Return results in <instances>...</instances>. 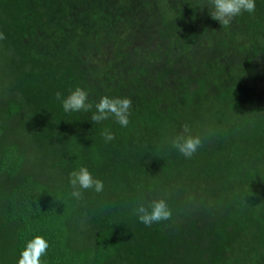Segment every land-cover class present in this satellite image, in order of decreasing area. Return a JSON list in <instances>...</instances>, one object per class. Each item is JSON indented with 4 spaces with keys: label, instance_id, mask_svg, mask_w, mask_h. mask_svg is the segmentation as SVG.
Returning <instances> with one entry per match:
<instances>
[{
    "label": "trees",
    "instance_id": "16d2710c",
    "mask_svg": "<svg viewBox=\"0 0 264 264\" xmlns=\"http://www.w3.org/2000/svg\"><path fill=\"white\" fill-rule=\"evenodd\" d=\"M205 5L0 0V264L36 235L42 264H264V0L226 28ZM77 86L93 108L66 113ZM104 95L132 100L127 127L91 121ZM80 166L102 192L71 197ZM159 198L172 219L140 223Z\"/></svg>",
    "mask_w": 264,
    "mask_h": 264
},
{
    "label": "clouds",
    "instance_id": "9594fccd",
    "mask_svg": "<svg viewBox=\"0 0 264 264\" xmlns=\"http://www.w3.org/2000/svg\"><path fill=\"white\" fill-rule=\"evenodd\" d=\"M205 6L208 8L211 18L218 21L222 28H226L237 16L243 13L253 14L256 10V0H206ZM4 39H6L5 34L0 32V40ZM55 96L61 102L66 113L88 112L93 108V104L88 102V92L79 86L70 91L66 97L61 92H56ZM131 109L132 100L130 98L104 95L95 103V111L92 112L91 121L100 123L113 118L122 127H127L130 123ZM182 127V132L171 139L170 143L185 158H191L203 146V141L199 135L190 134V128L187 124ZM102 135L106 142L115 139L114 134L107 128L103 130ZM69 183L72 189L70 195L75 199L82 198V190H94L100 193L104 188L103 181L94 178L85 166H80L70 172ZM133 213L138 217L140 223L149 227L168 221L173 217V212L164 198L153 199L146 204L142 201L134 207ZM48 248V241L43 236L36 235L26 242L17 264H42V257L46 255Z\"/></svg>",
    "mask_w": 264,
    "mask_h": 264
}]
</instances>
